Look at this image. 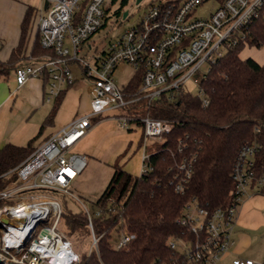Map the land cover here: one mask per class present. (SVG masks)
<instances>
[{
	"label": "built area",
	"instance_id": "2783aa9c",
	"mask_svg": "<svg viewBox=\"0 0 264 264\" xmlns=\"http://www.w3.org/2000/svg\"><path fill=\"white\" fill-rule=\"evenodd\" d=\"M206 1L153 3L123 31L103 35L98 33L106 26L111 9L117 17L123 16L115 13L116 3L112 7L108 0H55L46 13L37 11L40 44L51 53L18 66L14 70L17 84L47 73L46 101L50 102L80 77L91 94L90 108L8 172L16 176L0 191V200L6 201L0 207L2 264H77L81 260L80 251L61 229L63 200L58 193H70L71 182L87 166V156L72 148L95 119L113 118L122 129H141L146 152L150 142H161L177 122L141 113V102L175 100L182 92L191 93L188 84L192 83L203 105L209 104L203 81L223 56L247 42L264 0H215L218 6L209 16L194 18L195 8ZM129 16L130 11L125 18ZM121 63L140 74L136 90L128 88L135 74L124 87L116 83L114 75ZM73 66L78 67V75ZM261 147L260 143L241 146L231 173L235 186L229 205L211 208L196 199L185 205L176 219L184 230L168 240L170 248L181 251L182 264H216L231 250L238 207L251 195L264 192V173L258 176L255 170V155ZM184 148L186 144L179 151ZM196 156L184 157L178 164L182 175H175L176 192L185 190ZM147 159L146 152L140 177L152 169ZM85 210L93 230L90 210L86 206ZM133 238L134 233L117 230L113 243L122 249ZM97 241L92 231L90 249L98 252ZM255 263L264 261L232 260V264Z\"/></svg>",
	"mask_w": 264,
	"mask_h": 264
},
{
	"label": "trees",
	"instance_id": "16d2710c",
	"mask_svg": "<svg viewBox=\"0 0 264 264\" xmlns=\"http://www.w3.org/2000/svg\"><path fill=\"white\" fill-rule=\"evenodd\" d=\"M117 0H113L116 3ZM115 11L122 10L129 0H121ZM37 10L29 6L21 24L18 45L6 62L0 61V74L8 73L24 63L43 59L51 52L42 48L36 25ZM247 43L264 45V3L253 19ZM240 43L223 56L208 73L202 86L209 104L196 94L182 92L175 100L160 98L151 104L143 101L140 111L154 117L175 120L174 128L161 142L146 147L152 169L144 176L134 175L114 164L112 177L89 214L85 208L72 210L63 201L61 229L77 245H83L77 264H182L180 250L170 248L168 240L184 228L176 222L185 205L192 199L207 207L231 203L234 182L231 176L236 156L245 143H260L255 155V170L264 173V62L242 58ZM48 82V74L42 77ZM69 85L54 99L51 110L39 133L51 125ZM140 74L128 88L136 90ZM260 128L257 131L256 128ZM34 139L25 146L11 143L0 148V191L15 178V169L33 150ZM186 144V148L179 151ZM196 154L193 173L181 193L175 189V175L182 173L178 164L184 157ZM6 201L0 200V207ZM117 230L134 233L122 249H116L113 238ZM92 231L97 237L98 252L91 248ZM89 240L82 242L84 238Z\"/></svg>",
	"mask_w": 264,
	"mask_h": 264
},
{
	"label": "crops",
	"instance_id": "0c3cea01",
	"mask_svg": "<svg viewBox=\"0 0 264 264\" xmlns=\"http://www.w3.org/2000/svg\"><path fill=\"white\" fill-rule=\"evenodd\" d=\"M54 2L55 0H0V61H8L12 50L18 45L21 24L28 7L32 6L35 10L46 13ZM116 7L118 8L115 5ZM73 68L76 73L79 72L77 66ZM14 70L12 68L8 73L0 74V148L8 143L25 146L31 139H34L33 147L36 148L73 118L88 112L91 94L86 88V81L79 77L65 91L53 123L39 133L54 103V99L46 101L48 82L32 77L19 86ZM84 94L87 97H83ZM143 138L141 129L125 131L117 126V121L113 118L95 119L91 128L72 148V151L87 156L86 167L90 161L95 164L90 172L92 174L75 182V188L92 190L85 188V182L92 178L95 174L93 172H99L101 165L106 163L113 167L117 163L126 170L125 165L133 155L139 160V169L134 174L138 175L146 153ZM113 172L114 170L112 174ZM102 183L104 186V179L101 180ZM233 237L235 243L231 250L216 264H232L235 257L264 261V192L253 194L240 204Z\"/></svg>",
	"mask_w": 264,
	"mask_h": 264
},
{
	"label": "rangeland",
	"instance_id": "374dc122",
	"mask_svg": "<svg viewBox=\"0 0 264 264\" xmlns=\"http://www.w3.org/2000/svg\"><path fill=\"white\" fill-rule=\"evenodd\" d=\"M168 0H141L139 3H136V0H129V3L124 7L122 10L128 9L130 11V16L128 18L123 19V16L117 17V15L113 14V11L111 9V13L108 17V22L106 26L98 33L99 35H103V33H106L108 31H111V33H117L120 31H123L125 27L137 22L139 18L144 14V12L153 4V3H161L166 2ZM110 2V6L112 4V7L114 5L113 0H108ZM121 0H117L116 6H120ZM37 4V3H36ZM218 6L217 1L215 0H208L204 2L203 4L197 6L192 14L194 18H201V17H207L210 15L211 12H213ZM115 7V6H114ZM122 12V13H123ZM110 33V34H111ZM97 34V35H98ZM108 39V38H107ZM106 41V38L102 39V43ZM240 56L242 58L252 57L256 59L259 62H264V45L263 46H257L254 44L245 43V46L240 51ZM76 72V70H74ZM78 75V72L76 73ZM135 74V70L127 65L126 63H121L118 65L117 71L114 75L116 83L120 87H124V85L127 83V81ZM190 92L193 94H197V87L189 83L188 84ZM85 95V94H84ZM83 97H87L86 95ZM117 126L120 127L119 123L117 122ZM127 131V130H125ZM129 161L125 165V169L129 171L132 174H135L139 169V160L138 157L135 155L131 156V158L128 159ZM95 165L93 161L89 162V166L86 167V170L82 172L80 175H78L70 184L69 190L70 193L65 192H59V196L62 198L63 201H67L68 206L74 210L78 211L80 209H84L85 206L90 210L93 211L94 208V202L98 199V197L102 194L105 189L106 185L109 182V179L112 175V171L114 170V166L111 167L108 164H104V166H100L99 172H93L95 173L90 180H86L85 188H90L92 190H77L75 188V182L81 181L80 179L83 176H87L92 171V168ZM121 166V165H120ZM122 167V166H121ZM92 174V173H90ZM105 181L104 186L103 183L101 184V180ZM106 179V180H105ZM101 187L102 190H101ZM89 240V238L85 237L81 243ZM72 243L76 247L78 251H81L83 249V245H77L75 244V239H71Z\"/></svg>",
	"mask_w": 264,
	"mask_h": 264
},
{
	"label": "water",
	"instance_id": "95a60500",
	"mask_svg": "<svg viewBox=\"0 0 264 264\" xmlns=\"http://www.w3.org/2000/svg\"><path fill=\"white\" fill-rule=\"evenodd\" d=\"M141 0H136V3H139ZM128 9H126V10H124V12H123V18H125L126 16H127V14H128ZM3 263V261H2V259L0 258V264H2Z\"/></svg>",
	"mask_w": 264,
	"mask_h": 264
},
{
	"label": "flooded vegetation",
	"instance_id": "af4514ba",
	"mask_svg": "<svg viewBox=\"0 0 264 264\" xmlns=\"http://www.w3.org/2000/svg\"><path fill=\"white\" fill-rule=\"evenodd\" d=\"M118 7H120V6H118Z\"/></svg>",
	"mask_w": 264,
	"mask_h": 264
}]
</instances>
